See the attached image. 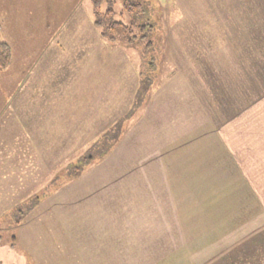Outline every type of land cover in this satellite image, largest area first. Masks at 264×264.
<instances>
[{"label": "rangeland", "instance_id": "rangeland-1", "mask_svg": "<svg viewBox=\"0 0 264 264\" xmlns=\"http://www.w3.org/2000/svg\"><path fill=\"white\" fill-rule=\"evenodd\" d=\"M99 10L133 41L94 0H0V264L264 259L252 192L222 189L229 131L264 147V0Z\"/></svg>", "mask_w": 264, "mask_h": 264}, {"label": "crops", "instance_id": "crops-1", "mask_svg": "<svg viewBox=\"0 0 264 264\" xmlns=\"http://www.w3.org/2000/svg\"><path fill=\"white\" fill-rule=\"evenodd\" d=\"M8 46L11 51V60H12V57H13L12 50L9 44ZM11 60H10V63H11ZM36 63L38 64V62ZM5 102H4V105H5ZM243 126H247V125L244 124ZM243 126H240L238 130L236 131L233 130V128L232 130L229 131L230 133L242 132L243 138L238 140L237 136L234 135V137H232V139L229 142H227L226 140L228 144L227 147L232 152L233 158L231 161H229L228 166H230V168L224 171L225 172L224 175L229 177V179L231 180V183L229 184V186L226 185L222 189L225 190V187H226L229 192L232 190V193H233L232 196L236 195L235 190L238 188L237 186L239 185L244 186L247 189V192L249 191V194L251 191L252 192L251 197L255 199L254 208L251 207L254 210H251V211L252 213H255V212L260 213L259 214L260 216L258 214L255 216L254 220L257 221L261 219L262 216L264 217V212H263L264 211V187L261 184L262 181H264V157L262 156L264 152V147L260 148V140L247 138L248 137L247 127H243ZM239 129H240V132H239ZM253 132L254 131L252 132L250 131V133H253ZM223 133H224V138H225V135H226L225 131ZM252 138H253V135H252ZM241 150H243L245 154L242 153L243 151ZM213 186H214V183H211V184L206 183V190L216 189L217 185H215L214 187ZM211 197L212 196H209L207 197L206 200H203V201H206V204L210 203L211 201H215V199H212ZM222 202H224V198L222 199ZM245 212L248 213L249 211H244V213ZM237 215H239V217L244 216L240 214H237ZM243 220H244V223L241 226L242 229L248 228V226L253 222L252 220L248 218L243 219Z\"/></svg>", "mask_w": 264, "mask_h": 264}, {"label": "trees", "instance_id": "trees-1", "mask_svg": "<svg viewBox=\"0 0 264 264\" xmlns=\"http://www.w3.org/2000/svg\"><path fill=\"white\" fill-rule=\"evenodd\" d=\"M101 4H102V0H94L96 25L104 29L103 34L108 35L113 38L118 37L120 39H127L129 42L133 41L131 39L133 36L132 27L125 25L122 22L112 21V22H109L108 24H103L101 22L100 10H99L101 7ZM142 38H145V36H143ZM10 52L11 51H10L8 44L6 42L1 41L0 39V69H2L3 67H6L10 63V60H11ZM259 67H262V66H259ZM259 252L260 251L258 249L256 251V254ZM260 258L258 257V259L255 261L251 255H245V256H241L236 259L227 260L226 264H264V259H262V257Z\"/></svg>", "mask_w": 264, "mask_h": 264}]
</instances>
